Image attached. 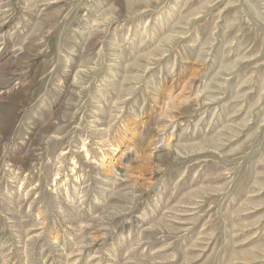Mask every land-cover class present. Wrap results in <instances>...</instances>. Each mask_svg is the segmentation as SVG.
I'll use <instances>...</instances> for the list:
<instances>
[{
  "label": "rangeland",
  "instance_id": "1",
  "mask_svg": "<svg viewBox=\"0 0 264 264\" xmlns=\"http://www.w3.org/2000/svg\"><path fill=\"white\" fill-rule=\"evenodd\" d=\"M0 264H264V0H0Z\"/></svg>",
  "mask_w": 264,
  "mask_h": 264
},
{
  "label": "bare ground",
  "instance_id": "2",
  "mask_svg": "<svg viewBox=\"0 0 264 264\" xmlns=\"http://www.w3.org/2000/svg\"><path fill=\"white\" fill-rule=\"evenodd\" d=\"M83 148L86 149L85 144L83 145ZM85 153L87 154L86 156H88V155L90 154V153L87 152V151H86ZM88 157H89V156H88ZM88 157H87V158H88Z\"/></svg>",
  "mask_w": 264,
  "mask_h": 264
}]
</instances>
